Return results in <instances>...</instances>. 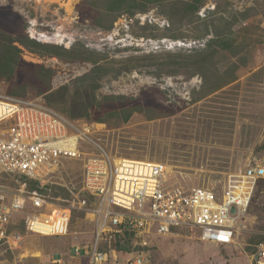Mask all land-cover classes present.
<instances>
[{
  "label": "rangeland",
  "instance_id": "374dc122",
  "mask_svg": "<svg viewBox=\"0 0 264 264\" xmlns=\"http://www.w3.org/2000/svg\"><path fill=\"white\" fill-rule=\"evenodd\" d=\"M136 1L143 7V0ZM202 1L198 12L215 4L206 18L198 12L182 15L178 11L180 4L191 0H170L123 11L112 29L105 30L82 21V0L75 10L79 20L74 23L68 19L73 15L67 8L69 0H0V7L13 6L23 18L29 40L60 51H75L78 56L35 53L21 45L22 39L4 32H0V55L4 45L13 44L26 64L48 70L52 89L43 95L29 89L26 99L47 104L74 121L92 122V107L105 97L144 101L153 95L156 103L173 113L155 120L137 113L127 123H100L110 130L109 150L131 160L165 163L172 169L171 183L207 186L220 195L230 175L264 162V0ZM243 1L253 5L240 9ZM97 3L102 7L104 0ZM138 13H152L168 25L147 21L142 26L135 21ZM29 21L37 22L38 32L32 37L27 32ZM42 33L48 38L58 34L63 41L45 42L40 40ZM214 40L232 43V48L221 49ZM168 41L196 42L197 46L171 48ZM203 44L205 47L200 46ZM98 68L103 73H95ZM9 87V80L0 78V95H8ZM81 165L79 161L66 164L65 178L70 177L76 188L81 187ZM0 184L16 189L19 176L2 173ZM61 198L69 197L63 194ZM260 209H264V183L255 190L234 245L204 243L198 234L177 230L150 237L143 248L131 241L127 254L117 252L113 261L127 264L130 254L140 251L151 264H253V249L264 243ZM89 218L73 213L68 235L61 237L30 234L19 218L21 246L14 252L0 247V264H52L56 260L74 264L78 259H73L74 247L88 245L95 237Z\"/></svg>",
  "mask_w": 264,
  "mask_h": 264
},
{
  "label": "built area",
  "instance_id": "2783aa9c",
  "mask_svg": "<svg viewBox=\"0 0 264 264\" xmlns=\"http://www.w3.org/2000/svg\"><path fill=\"white\" fill-rule=\"evenodd\" d=\"M69 2L67 8L73 15L68 19L74 23L79 20L75 14L79 0ZM252 5V1H243L240 9ZM213 9L215 4L210 3L198 15L206 18L207 11ZM135 21L142 26L147 21L168 25L152 13H138ZM36 27L37 22L29 21L31 37L38 32ZM39 37L47 36L42 33ZM168 45L191 48L197 43L168 41ZM109 133L105 124L71 120L38 100L0 95V174L19 176L16 189L0 184V247L11 252L20 248L19 218L30 234L61 237L68 235L75 212L91 217L95 226L93 242L75 246L72 257L85 258L89 264H117L113 261L117 245L125 250L128 234L139 248L146 247L150 237L173 230L198 234L208 244L230 246L237 242L255 190L264 180V162L230 175L218 195L207 186L171 183L172 169L165 163L127 159L118 156V151L114 155L108 148ZM76 161L82 163L78 188L69 175L65 178L66 164ZM32 183L34 189H30ZM57 187L70 194L67 200L52 196ZM89 197L95 201L90 202ZM130 257L127 264H151L144 252L133 251ZM252 263L264 264V243L258 246Z\"/></svg>",
  "mask_w": 264,
  "mask_h": 264
},
{
  "label": "trees",
  "instance_id": "16d2710c",
  "mask_svg": "<svg viewBox=\"0 0 264 264\" xmlns=\"http://www.w3.org/2000/svg\"><path fill=\"white\" fill-rule=\"evenodd\" d=\"M170 0H143V7L136 0H104L102 7H97V0H82L79 7V13L81 15L82 21H90L94 26L104 28L105 30H111L114 22L118 18V15L126 10H136V9H146L148 5L166 3ZM139 4V5H138ZM178 11L182 15H187V13H197L202 7V0H191L189 3L180 4ZM83 7V8H82ZM141 7V8H140ZM96 11H101V13H96ZM145 11V10H144ZM0 32H4L7 35H14L19 37L21 40V45L35 53H46L49 55L57 57H69L75 58L78 56L75 51L66 52L63 50H58L47 45H39L35 42L29 40L26 35V25L23 18L15 13L13 6L0 7ZM216 43L221 49L229 50L232 48V43L226 41H212ZM61 52V53H60ZM63 52V53H62ZM20 50L13 44H6L3 47V51L0 55V78H7L10 82V87L8 89V95L11 97L26 99L28 97V92L34 90L38 95H43L52 89V74L45 70L42 66L28 65L22 60L20 56ZM83 53V51L81 52ZM207 63V61L205 62ZM209 63V62H208ZM104 70L96 69L94 72L103 73ZM17 79V80H16ZM149 94V93H148ZM151 95V94H150ZM97 107H92L93 116L91 117L92 122L96 123H109L113 120L121 121L122 123H127L132 118L134 114H146L149 120H155L158 118L168 117L173 113L170 109L161 106L156 103L155 97L153 95L147 97L144 101L142 99L133 100L128 99L123 96L120 97H105L100 103L96 102ZM111 129V128H110ZM114 129V128H112ZM22 182L26 181L25 177H21ZM264 180H261L259 184H263ZM35 184L30 185V189H34ZM69 197V193L61 188H54L52 193L53 197L58 196ZM89 201H95V198L89 197ZM46 212H52V209H47ZM258 216H264V209H260ZM25 229V225L23 224ZM177 230H173L172 233ZM132 234L127 235V242L132 241ZM127 243V244H128ZM129 245V244H128ZM253 249L254 254L258 251V246ZM119 253L122 255L127 254L124 248L119 244L117 245ZM129 249L127 248L126 251ZM253 254V255H254ZM74 264H88V260L85 258H78Z\"/></svg>",
  "mask_w": 264,
  "mask_h": 264
},
{
  "label": "bare ground",
  "instance_id": "6f19581e",
  "mask_svg": "<svg viewBox=\"0 0 264 264\" xmlns=\"http://www.w3.org/2000/svg\"><path fill=\"white\" fill-rule=\"evenodd\" d=\"M67 22V21H66ZM43 41L45 42H56V43H62L63 38L60 35H55L53 38H48V37H41Z\"/></svg>",
  "mask_w": 264,
  "mask_h": 264
},
{
  "label": "water",
  "instance_id": "95a60500",
  "mask_svg": "<svg viewBox=\"0 0 264 264\" xmlns=\"http://www.w3.org/2000/svg\"><path fill=\"white\" fill-rule=\"evenodd\" d=\"M232 212H233V213H235V212H236V209H235V208H233V209H232ZM259 256H260V254H259V255H256V257H255V258H256V260L259 258Z\"/></svg>",
  "mask_w": 264,
  "mask_h": 264
}]
</instances>
